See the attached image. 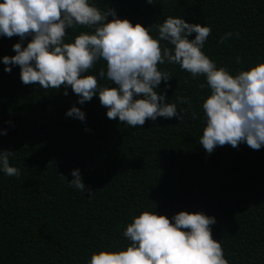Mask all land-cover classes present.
<instances>
[{"label":"trees","instance_id":"16d2710c","mask_svg":"<svg viewBox=\"0 0 264 264\" xmlns=\"http://www.w3.org/2000/svg\"><path fill=\"white\" fill-rule=\"evenodd\" d=\"M91 2L145 27L168 16L211 26L203 51L233 74L264 62V0ZM67 31L65 42L71 43L91 30ZM226 32L233 36L218 44ZM150 34L157 35L155 29ZM30 39L0 36V132L7 133L0 135V151L14 152L10 166L20 171L18 177L0 171V264H88L93 252L126 248L122 233L145 210L169 218L180 211L214 216L213 238L229 264H264V147L241 143L206 153L199 143L206 127L202 102L210 94L198 87L203 76L193 80L179 65H159L173 77L170 87L162 81L157 89L165 103L191 97V107L177 104L188 109L182 122L158 117L133 128L108 119L98 96L80 105L71 87L65 96L63 86L23 85L19 66L4 72L2 57ZM101 68L106 70L103 60L88 74ZM99 83L115 87L106 78ZM73 105L85 112V121L66 116ZM74 169L83 192L68 185Z\"/></svg>","mask_w":264,"mask_h":264},{"label":"clouds","instance_id":"9594fccd","mask_svg":"<svg viewBox=\"0 0 264 264\" xmlns=\"http://www.w3.org/2000/svg\"><path fill=\"white\" fill-rule=\"evenodd\" d=\"M147 3L153 4L152 0ZM79 27L91 31L66 43L67 30ZM154 29L156 36L150 34ZM193 33L194 39H189ZM211 35V26L189 23L183 17L168 16L148 27L133 24L118 17L115 9L101 10L91 0H0V36H18L21 42L31 38L26 47L12 45L15 55L2 57L4 72L19 66L23 85L38 84L45 90L63 86L65 96L71 87L80 105L98 96L108 119L143 127L147 120L158 117L185 119L188 109H178L177 104L190 108L191 97L179 96L175 103H165L166 94L157 91L162 81L170 87L167 82L173 78L159 65H179L193 80L203 76L205 83L198 87L210 92L202 102L206 127L199 142L206 153L241 143L260 150L264 147V62L235 74L227 66L218 67L203 51ZM232 36V32L224 33L218 44ZM235 36L239 39V32ZM100 60L106 62V70L88 74ZM236 63L243 64L240 55ZM105 78L115 87L101 85L99 81ZM66 116L80 121L86 118L75 105ZM192 117L197 118L195 111ZM13 155L0 151V171L18 177L19 169L9 162ZM71 175L74 179L69 187L83 192L79 169ZM87 191L90 197L93 191ZM216 222L203 212L180 211L169 218L145 210L133 216L123 231L129 241L126 248L93 252L88 264H229L221 242L213 238L211 226Z\"/></svg>","mask_w":264,"mask_h":264}]
</instances>
